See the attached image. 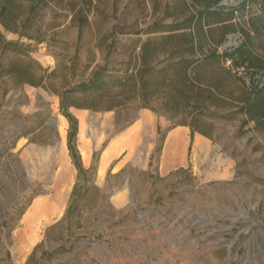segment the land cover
I'll return each instance as SVG.
<instances>
[{"label":"rangeland","instance_id":"obj_1","mask_svg":"<svg viewBox=\"0 0 264 264\" xmlns=\"http://www.w3.org/2000/svg\"><path fill=\"white\" fill-rule=\"evenodd\" d=\"M196 1L0 0V264H264V0Z\"/></svg>","mask_w":264,"mask_h":264},{"label":"trees","instance_id":"obj_2","mask_svg":"<svg viewBox=\"0 0 264 264\" xmlns=\"http://www.w3.org/2000/svg\"><path fill=\"white\" fill-rule=\"evenodd\" d=\"M218 1L219 0H197L196 2L200 6L201 12H204L206 15L218 16L221 14V12L217 11L215 8H212V6L217 4ZM190 34H191V32H190ZM243 34H244V38L248 37V35L245 31H243ZM223 36H224V33L215 42V46L218 45L222 41ZM246 41H247V39H244V44L242 43L237 48L238 51L243 50V46H245ZM10 43H12V41H6L5 46L9 45ZM229 54L230 53H227V55H229ZM98 73L99 72H96L95 74L97 75ZM100 81H101V75H97V76H94L91 81L85 82L81 86L88 87L91 85L98 84ZM60 106H61L63 115L66 117V119L68 121V127H67V132H66V145L68 148L69 155L71 157V160H72L74 166L77 169V172L79 174H84L85 168L82 164L80 154H79V151H78V149L76 147V143H75V137H76V133H77V119L70 111H68L66 109V106H65L63 100H60ZM245 112H246L245 122H247L249 120H256L257 123L261 122L260 124H264V84H262L261 86H259L256 89H254L253 95L247 100V102L245 104ZM193 131H194V126H193V124H190V133H189L190 138H189L188 152H189V149L191 146V141L193 138ZM151 156L152 155H150V157ZM150 163H151V160H149V164ZM186 169H187V167L178 166L175 168V171L186 170ZM78 185H79V182L75 181L73 188H72V195H73L72 200L69 203V206L66 210L65 216H67V214L69 212V208L71 206V203L75 202L74 194L77 192ZM33 252H34V250H32L30 255H32Z\"/></svg>","mask_w":264,"mask_h":264},{"label":"crops","instance_id":"obj_3","mask_svg":"<svg viewBox=\"0 0 264 264\" xmlns=\"http://www.w3.org/2000/svg\"><path fill=\"white\" fill-rule=\"evenodd\" d=\"M184 132H185L184 128H176V129L172 130L167 135L166 140H165V147H164V158L162 157L163 158L162 160H164L163 162L165 165L170 164V163H182L183 161L186 160V155L188 154L189 142H188V145L186 148L183 145V143H184ZM189 133H190V130H189ZM128 138H129V136L127 137V139L117 140V142H115L114 145L112 144V146H115L117 143H118V145L126 144V145L131 146L133 144V140H132V138L130 140ZM189 138H190V135H189ZM188 141H189V139H188ZM121 142H123V143H121ZM112 146H111V144H110V146H108V148L106 149V152H105V156H107V154L110 152ZM166 154H167V156H166ZM170 154H172V155H170ZM105 156H104V158H105Z\"/></svg>","mask_w":264,"mask_h":264},{"label":"bare ground","instance_id":"obj_4","mask_svg":"<svg viewBox=\"0 0 264 264\" xmlns=\"http://www.w3.org/2000/svg\"><path fill=\"white\" fill-rule=\"evenodd\" d=\"M80 119H81V117H80ZM65 123H66V119H65V117H63V116H60L59 117V128H60V130H61V132L63 133V130H64V125H65ZM198 138V140L200 141V138L199 137H197ZM175 141V140H174ZM124 142V141H123ZM123 142H121V143H123ZM125 143V142H124ZM173 148V147H172ZM170 155H172V154H170ZM176 157V156H175ZM59 207V206H58ZM59 210V209H58ZM56 211V210H55Z\"/></svg>","mask_w":264,"mask_h":264}]
</instances>
